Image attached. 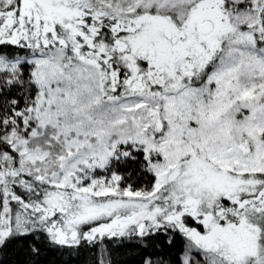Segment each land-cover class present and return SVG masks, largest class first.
<instances>
[{
    "label": "snow or ice",
    "instance_id": "6c2138e0",
    "mask_svg": "<svg viewBox=\"0 0 264 264\" xmlns=\"http://www.w3.org/2000/svg\"><path fill=\"white\" fill-rule=\"evenodd\" d=\"M112 243L264 264V0H0V264Z\"/></svg>",
    "mask_w": 264,
    "mask_h": 264
},
{
    "label": "trees",
    "instance_id": "16d2710c",
    "mask_svg": "<svg viewBox=\"0 0 264 264\" xmlns=\"http://www.w3.org/2000/svg\"><path fill=\"white\" fill-rule=\"evenodd\" d=\"M105 247H110L111 255L110 259L112 264H141V259L143 256V252L140 248L133 246L131 243L128 244H119L112 243L106 244ZM173 253L175 250H172ZM168 249H164V253L162 255H166ZM25 257L23 255H15L13 254L10 259L15 260H23ZM58 258L48 253L42 259V264H49L50 261L57 260ZM67 259V257H65ZM100 259L99 250L89 251L87 248L84 250L83 254L79 257L78 260L75 261V264H96V262Z\"/></svg>",
    "mask_w": 264,
    "mask_h": 264
}]
</instances>
